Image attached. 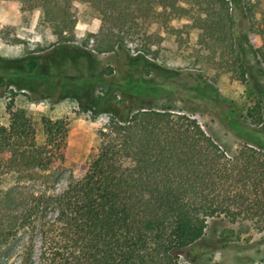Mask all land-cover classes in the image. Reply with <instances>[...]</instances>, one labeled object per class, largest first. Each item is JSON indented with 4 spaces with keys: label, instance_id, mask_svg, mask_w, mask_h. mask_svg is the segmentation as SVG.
I'll return each instance as SVG.
<instances>
[{
    "label": "trees",
    "instance_id": "obj_1",
    "mask_svg": "<svg viewBox=\"0 0 264 264\" xmlns=\"http://www.w3.org/2000/svg\"><path fill=\"white\" fill-rule=\"evenodd\" d=\"M11 1L38 13L54 44L79 42L96 55L131 50L163 62L161 44L173 37L187 47V67L212 80L200 75L188 89L198 98L216 92L217 78L247 82L242 38L264 62V0ZM77 2L99 22L83 39L75 34ZM26 66L32 73L37 62ZM122 80L109 84L129 88ZM7 110L8 123H0V264H221L214 261L217 240L233 247L250 228L264 232V145L232 149L189 113L144 105L107 115L97 154L55 193L67 168L65 123L38 113L35 130L25 109ZM245 121L264 126V105L250 107ZM243 222L242 231L218 229ZM237 264H264V257Z\"/></svg>",
    "mask_w": 264,
    "mask_h": 264
},
{
    "label": "rangeland",
    "instance_id": "obj_2",
    "mask_svg": "<svg viewBox=\"0 0 264 264\" xmlns=\"http://www.w3.org/2000/svg\"><path fill=\"white\" fill-rule=\"evenodd\" d=\"M74 9L78 20L77 37L83 39L87 33H95L99 22L88 12L87 6L77 2ZM244 22H241L242 29ZM182 23L173 24L180 27ZM194 36L192 33L189 44L193 43ZM161 47L163 62L142 59L131 50L96 55L82 48L79 42L56 45L50 31L38 24V13L22 11L16 1L0 0V123H8L7 108L11 106L25 109L35 130H39L38 113L65 123L67 168L54 184L55 193L63 191L71 178L83 175L86 165L97 154V131L107 115L123 117L131 109L144 105L189 113L208 135L232 149L244 142L263 147L264 126L245 121L248 125L245 127L241 123L255 103L264 105V62L248 47L247 40L242 38L249 71L247 82L217 78L212 83L216 92L209 93L207 99L198 98L194 91L188 90L196 86L200 75L208 82L211 79L187 67L184 60L187 47H180L170 36L165 37ZM33 59L37 67L29 73L26 63ZM124 76L131 83L129 88L109 84L115 80L123 85ZM189 95L192 97L188 98ZM231 110L235 114H231ZM246 227L244 222L227 223L218 229L238 232ZM263 239L264 232L250 228L233 247L217 240L214 261L237 264L263 258ZM13 264H18L17 258Z\"/></svg>",
    "mask_w": 264,
    "mask_h": 264
}]
</instances>
